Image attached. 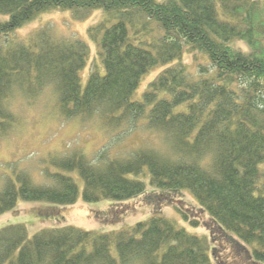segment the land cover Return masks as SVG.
I'll return each mask as SVG.
<instances>
[{
    "label": "trees",
    "instance_id": "obj_1",
    "mask_svg": "<svg viewBox=\"0 0 264 264\" xmlns=\"http://www.w3.org/2000/svg\"><path fill=\"white\" fill-rule=\"evenodd\" d=\"M54 10L76 19L102 10L86 28L93 59L84 40L47 25L25 40L6 37ZM0 14L8 16L0 21V139L20 125L12 101L31 102L50 85L63 120L97 115L116 129L144 118L161 135L157 147L139 146L125 158L92 161L80 150L46 156L47 184L13 170L0 186V214L18 199L42 200L52 208L37 214L63 218L58 208L79 194L73 172L84 201H126L144 192L140 177L148 173L157 201L189 191L219 235L244 243L251 262L264 264V195H255L264 162V0H0ZM186 51L203 54L210 72L201 62L193 75ZM159 67L134 99L142 77ZM172 204L189 219L187 207ZM208 238L159 215L120 230L63 225L31 238L13 224L0 228V264H212Z\"/></svg>",
    "mask_w": 264,
    "mask_h": 264
},
{
    "label": "rangeland",
    "instance_id": "obj_2",
    "mask_svg": "<svg viewBox=\"0 0 264 264\" xmlns=\"http://www.w3.org/2000/svg\"><path fill=\"white\" fill-rule=\"evenodd\" d=\"M101 16L102 10H95L84 19H76L70 10H54L27 21L6 37L13 40H25L34 29L47 25L65 37H77L84 40L89 46L90 59H93L95 46L88 39L86 28L96 23ZM7 18V15L0 14V21H5ZM6 37L0 36L2 45L6 44ZM184 62L188 70L195 75L198 72V63L204 64L205 59L201 53L186 51ZM160 68H154L142 77L132 96L134 99L140 98L141 92ZM208 70L210 72V66ZM88 75L89 63L80 71L82 89L85 87ZM42 91L43 93L31 102H28L22 95H18L11 103V108L13 107L19 113L21 121L17 130L10 133L8 137L0 139V186L5 180V175L11 174L13 170H23L37 184H47L49 180L40 172L46 164V156L67 155L80 150L92 161H96L99 155L105 159L125 158L139 146L157 147L161 140V135L149 129L147 120L144 118H140L131 126L124 124L116 129L103 126L97 115L88 120H63L59 117L55 105L57 96L53 86L45 87ZM259 169L261 176L255 195H264V162L259 164ZM70 175L77 183L79 194L73 204L58 208L63 218L56 219L52 216L37 214L38 210L52 208L53 204L50 202L18 199L14 208L0 214V228L23 224L29 238L42 229L63 225H71L82 230L105 232L125 229L135 222L152 215H159L171 219L189 233L210 237L212 247L210 251L213 253L212 264H253L250 260L251 250L249 253V248L244 243L235 241L227 234L219 235L223 232L215 230V223L205 212L199 210V204L187 190L181 193L166 192L167 197L157 201L156 192L152 193V191H160L152 188L149 174L146 173L140 177L146 183L142 194L126 201L100 199L87 202L82 197L83 180L77 176L76 172ZM174 201L182 206L183 212L187 207L188 218L197 219L198 224L193 225L189 219L184 218L172 204ZM256 263L263 264L257 261Z\"/></svg>",
    "mask_w": 264,
    "mask_h": 264
}]
</instances>
